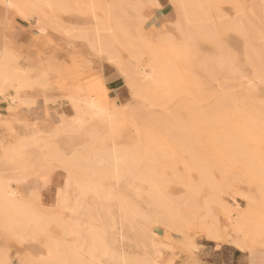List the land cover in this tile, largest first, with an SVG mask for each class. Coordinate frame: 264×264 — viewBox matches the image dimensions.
I'll return each instance as SVG.
<instances>
[{"label":"rangeland","instance_id":"1","mask_svg":"<svg viewBox=\"0 0 264 264\" xmlns=\"http://www.w3.org/2000/svg\"><path fill=\"white\" fill-rule=\"evenodd\" d=\"M50 1L53 6L50 3L44 10L55 25L47 15L45 24L38 22L34 10L26 17L15 10L7 14L0 3V45L2 34H9L3 52L13 57L23 74L6 91L22 99L14 118H5V99H0V151L22 137L31 140L36 132L57 134L58 110L72 111L70 91L109 104L114 111L126 108V116L113 117V142L131 155V172L117 181L105 179L98 190L106 195V209L113 212L115 229L107 233V239L117 254L116 264L123 258L132 264L153 260L157 264H264V128L249 129L243 122L256 116L264 119V1L189 0L188 10L194 17L199 15L194 24L186 20L178 0H161L162 6L157 0ZM28 2L31 5L33 0ZM233 16L242 17V28L235 27ZM57 24L62 29L52 28ZM108 55L114 56L113 63L106 61ZM122 65L136 66L139 74L143 68L151 79L159 65L164 69L158 68L159 80L145 83L148 89L137 97ZM107 67L126 86L120 88L125 92L119 94L121 102L112 97L107 80L103 82ZM252 73L259 77L253 78L259 79L258 91L244 97V83L238 80L242 75L252 79ZM66 135L54 140L60 156L73 166L72 184L82 186L87 177L95 181L98 174L93 166L98 163L104 168L107 155L90 156L84 166L81 157L97 146L87 145L84 135ZM113 142L109 139L106 148L111 149ZM24 151L30 154V166L9 175L6 183L15 201L26 202L22 213L27 229L20 231L19 223L10 229L0 224V264L3 256L11 264L26 263V259L38 264L47 257L46 240H63L62 225L71 217L52 204L38 182L43 175L56 176L58 154H45L36 145ZM144 162L149 169L152 166L150 174L145 173ZM140 168L150 175L145 181L134 176L142 173ZM152 181L162 199L150 196ZM206 182H215L217 190ZM194 187L197 192L191 198L189 189ZM71 193L76 197L79 192L72 189ZM93 196L89 189L88 202ZM170 206L176 207L179 218L169 214ZM205 211L210 216L208 225L215 227L210 236L202 227ZM173 219L175 229L169 226ZM245 234L246 250H242L233 241ZM82 242L79 255L85 264H113L110 254Z\"/></svg>","mask_w":264,"mask_h":264},{"label":"bare ground","instance_id":"2","mask_svg":"<svg viewBox=\"0 0 264 264\" xmlns=\"http://www.w3.org/2000/svg\"><path fill=\"white\" fill-rule=\"evenodd\" d=\"M28 1L29 0H0V3H2L6 7L7 14L11 10H15L21 16L26 17L28 15L27 13L29 11L34 10V13L36 12L37 16H38V18H36L38 20V22L44 23L43 20L48 13V12L46 13L47 9L44 10V8L46 5H49L51 3V1L50 0H37L40 3L36 4V2H35L36 0L35 1L33 0V2H35V3L31 2L32 0H30V2L32 3L31 5L28 4L29 3ZM178 2H179V5L183 8L186 20L188 22H191V23L193 22V24H194L196 22L195 17L197 15L194 17L195 14L193 15L192 11L190 12L188 10L189 9V6H188L189 0H178ZM192 3H194L193 0H192ZM51 5L53 6V3H51ZM191 7H193V6H191ZM52 10H54V9L52 8ZM52 10H51V12H52ZM190 10H192V8ZM263 13H264V8H263ZM47 17H48V15H47ZM232 19H233V21L235 20L234 24H235V27L237 29L238 28L240 29L243 27V21H242L243 19L241 16L240 17L239 16H233ZM232 19H231V21H232ZM49 20H50V22L52 21L51 18H49L48 21ZM53 21H52V23H53ZM52 23L50 24L51 26H52ZM7 24H8V22H7ZM47 24L49 25L48 22H47ZM231 24H233V23H231ZM53 25H55V23H53ZM59 26L60 25L57 24V27L53 26L52 28L53 29L54 28L62 29V27L61 26L59 27ZM4 30H5V28H4ZM60 31H62V30H60ZM65 32H66V34L67 33L70 34L71 30L66 29ZM8 35L6 33L2 34V39H1L2 43L0 45V99H2V98L5 99V104H6L5 106H6V110H7V114H6L5 118H14V115L16 114L17 110L21 109V105H23L22 101H21L22 99L17 93H13V95H7L6 91H7L8 86L11 84V82H13V80L21 79L23 74L17 68V66L14 64L13 57L10 56L9 53L5 54V52H3V44H4V42H8V38H9ZM91 44L92 43H90V45ZM90 45H89V48L91 49L92 47H90ZM93 45L94 44H92L91 46H93ZM102 53L103 52L101 51L100 54H102ZM109 56L110 55H108V57L106 58V61H108L109 63L110 62L113 63V60H115L114 56H112V57L111 56L109 57ZM156 66L158 67V65H156ZM161 66H163V65L161 64ZM161 66L159 65L158 68H160ZM122 69L124 71V73H123L124 78L130 84L129 87L130 88L132 87V89L134 90L133 96H137V95L142 96V92H144L143 90L148 89L145 86H148V85L153 84V83L156 84L157 80H159L157 77V72H159V69H158V71H157V69H155V74H154L153 79H151L149 76L146 77L144 75V69L143 68H141V70H140L141 74H139L137 72L136 66L129 67L127 65H122ZM161 69H164V68L161 67L160 70ZM161 72H162V70H161ZM252 74H253L251 76L252 79L251 78L246 79V78H244L245 75H244V77L242 75V78H239L240 80H238V82L244 83V85H243L244 88L242 86V90L244 93V95H242V96H244V97L249 96L250 94L258 91L257 86H256V84H257L256 81L259 80L258 79L259 77L255 73H252ZM249 75H251V73ZM254 76H255V79H256V77H258L257 78L258 80H256V81L253 80ZM165 78H167V77H165ZM262 80H260V81L262 82ZM166 81H167V79H166ZM145 83H148V85H146ZM21 88H22V86H21ZM243 93H241V94H243ZM137 97H139V96H137ZM17 98H19L20 100H18L16 102ZM68 99H69V102L71 103L72 111H70L69 113L62 114L58 110V114H59L58 116H59V120L61 122V125H60V128L57 130L58 131L57 134H55V135L51 134L53 136V137H51L50 135H43L42 136L40 134H37V132H36L33 135H31V140L28 141L26 138L22 137L21 139L16 140V142L14 144L6 145L0 151V224H2V225L7 224L6 228L10 229L11 227H13L12 226L13 223H19L17 227L20 228V231H25L27 229V225H25L26 223L24 220L25 218H24L23 213H22V207L26 206L25 205L26 202L15 201L12 197L14 195V192L10 190L9 185L6 182H7V178L9 177V175H14L15 173L25 172L27 170V168L30 166V158L31 157H30V154L24 150L30 148L32 145H36L40 149V151L45 153V154H48V155L49 154H52V155L58 154V155H56V157H54V159L58 160V166H59V168H57L58 172H57L56 176L49 174V175H43L39 178L38 182H39V186L41 187V192L46 193L49 196L50 201H52V204H56L57 209H65L71 215V217L65 221L66 223L64 222L67 225H62L61 230L63 232V236H62V237H64L63 240H61V241H54L53 239L46 240L47 242L45 244V247L47 249V254H46L47 257L43 260L38 261V264H63V263L65 264L66 262H68L69 264H85L83 259L80 258V255H79V248L83 244L82 241H84V242L88 241L93 250H101L103 253L110 254L112 263L116 264V262H117L116 255L117 254L114 253V251L112 249L113 247L112 246L110 247L109 240L107 239V233L111 232V231H113V229H115V222H114V219L112 218L113 212L110 209H106V204H107L106 195L104 196L103 194L99 193L98 190L100 188V185L102 184V181H104L105 179L112 178V179H115L117 181V180L122 179L125 176H128L127 173L131 172L132 168L130 167L131 166L130 163L133 161V159H132L131 155L129 154V152L124 149V147L119 146V145H114V142H113V140L115 139V137L113 135L114 126L112 124V120L115 121V118H113L115 116V114H116V116H115L116 118H118V117L122 118V117H124V114L128 111L126 108H124L121 111H114V108L112 106H109V104H107V106H104V104L102 102L96 101L92 97H85L84 95H80V93L78 91H70L68 94ZM137 99H139V98H137ZM105 101H107V100H105ZM245 104H247V103H245ZM238 106H240V105H238ZM132 107H133V105H132ZM134 107H133V109H134ZM242 108H244V107H242ZM133 109H131V110H133ZM113 112H114V114H113ZM129 112H130V110H129ZM241 113H242V111H241ZM241 113L238 115H241ZM127 114L128 113H126L125 116ZM128 116H130V114ZM252 116H250V117H252ZM256 117H253L252 119L251 118L248 119L245 116L246 119H243L244 120L243 122L249 129L250 128H264V127H261L262 125L264 126V122L263 123L260 122L264 119L261 118L262 119L261 120L260 117L258 116L259 118L258 117L257 118L260 121L257 123ZM114 121H113V123H114ZM150 123L152 124L153 122H150ZM228 123H229V121H228ZM149 133H151V132H149ZM61 134H63V135L67 134L68 136H72V137H78L79 135H84V138H85V136L87 137V145H89V146L96 145L97 146L96 150L90 148V150L88 151L89 154H86V155L81 157L82 164L84 166H87V164H85V163L88 161L90 156H93L96 158L99 156L100 153H105L107 155V164H106V166H103L104 168H100L101 165H98V163H95L93 166L94 169H96L97 174H98V177L95 181H93L92 179L87 177L82 186H75L74 184H72V178H71V174H70L71 170L70 169L73 166H70V164L65 161V158L60 156V154H62V153L59 150L60 148H58L59 147L58 144H56V142L54 140V138H57ZM55 136H57V137H55ZM81 138H82V136H81ZM78 139H80V138H78ZM109 139H112V142H113L111 149L106 148L107 147L106 142ZM76 140H77V138H76ZM59 141H62V140H59ZM72 141H73V139H72ZM243 143H245V142H243ZM134 146H132V147H134ZM1 147H2V145H1ZM133 152H134V149H133ZM145 153H148V152L146 151ZM257 157H258V155H257ZM137 158L140 159L138 156H137ZM141 158L143 159V157H141ZM134 159H136V158H134ZM151 161H153V160H151ZM94 162H97V161H94ZM138 163L139 162H137V164ZM144 163L146 164V162H144ZM149 163L151 164V162H149ZM139 165H141V163ZM147 166H148V168H145ZM145 167H144L145 173H146V171H147V173L149 171V174H150L151 173L150 169L152 166L149 169V164L148 165L146 164ZM134 170L136 173L135 168H134ZM140 170L142 172L141 168H140ZM151 171H152V173H154V170H151ZM137 172H139L137 175H134V174L133 175L140 180L145 181L147 179V176H148V178L150 176L148 174H147V176H145V173L143 174L144 171L142 173H140V171H137ZM154 175H157V174H154ZM174 180H176V179H174ZM208 182H206V183L208 184ZM213 184H215V182L214 183L212 182L211 185H213ZM150 185H151L150 192H149L150 196L154 197L155 199L156 198L162 199V195L159 194V192H158L156 182L152 181V182H150ZM192 185H193V182L191 183L190 186H192ZM195 185L196 184H194V186ZM208 185H209V187L211 186L210 184H208ZM215 185L216 186L213 185V187H214V189L216 187V190H217V184H215ZM195 187L189 189V195L191 198H193V196L196 195L197 190ZM213 187H211V188L213 189ZM52 188L54 189L53 193H51ZM72 189L73 190L75 189L79 192L76 197L72 196V193H71ZM89 189L94 192V196H93V199L91 202H88V200H87V194H88ZM215 193L217 194V191ZM215 193H214V195H216ZM187 196H188V194H187ZM167 198H168V196H167ZM207 206H208V203L206 204V208H207ZM175 208L176 207L170 206V209H169L170 213L169 214H171V216L173 214V215H175V217L179 218V216H178L179 212ZM131 215L132 214H127L128 217ZM7 216H12L16 221H10L11 223L8 222L9 218H6ZM82 216H85L86 219H84L85 217L83 219H80ZM208 216H209V212L205 211V213L202 214V216H201V218H202L201 221L205 225V228L202 225L203 230L205 231V233H207L210 236V235H212V228H215V227L213 225H208V223H210L209 220L206 219V217H208ZM173 222H174V219L172 220V223L170 222L171 224H169L171 229L176 228V226ZM184 222H186V220ZM185 225H187V224H185ZM238 229H240V227L237 228V230ZM178 230H179V228H178ZM186 230H188V228ZM186 230L181 232V234L182 233L184 234L183 235L184 239H185V236H187L185 234ZM73 232H74V235H73ZM111 234H113V232ZM68 235H70L71 238H69ZM246 239H247V236L245 234L244 236H242V239L236 238V240L233 241V244L235 246H237L239 249L246 250V244H245L247 242ZM186 241H189L187 237H186ZM23 261H24V259H23ZM2 262H3V264H11V262L9 261V258L4 257V256H3V259L1 260V263ZM29 262L31 263L33 261L29 260ZM29 262H27V259H26V263H25V261L23 263L24 264H30ZM87 264H90V263H87ZM121 264H132V262L126 258H123ZM150 264H157V263L155 260H153Z\"/></svg>","mask_w":264,"mask_h":264},{"label":"crops","instance_id":"3","mask_svg":"<svg viewBox=\"0 0 264 264\" xmlns=\"http://www.w3.org/2000/svg\"><path fill=\"white\" fill-rule=\"evenodd\" d=\"M159 6H162L161 0H157ZM11 37V36H10ZM103 76V82L105 83V80H107L106 85H108L111 88L112 97H117V100L120 101L119 94H123V89H120L122 87H126L125 84L122 82L123 79L116 75L115 72L111 71V68L107 67V69H104L102 72ZM106 78V79H105ZM121 102V101H120Z\"/></svg>","mask_w":264,"mask_h":264}]
</instances>
